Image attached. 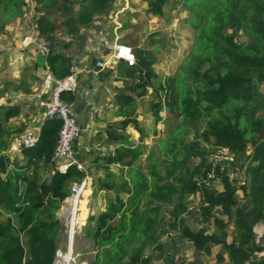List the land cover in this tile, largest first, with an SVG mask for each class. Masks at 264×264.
<instances>
[{
	"label": "trees",
	"instance_id": "16d2710c",
	"mask_svg": "<svg viewBox=\"0 0 264 264\" xmlns=\"http://www.w3.org/2000/svg\"><path fill=\"white\" fill-rule=\"evenodd\" d=\"M36 1L45 9L35 7L39 31L49 37L64 26L77 34L78 25L104 13L110 0H86V12L63 23L56 15L68 12L67 0ZM168 1L143 0L155 17L163 16ZM182 6L190 13L187 23L195 42L185 66L170 80L168 116L177 129L159 142L160 156L150 153L148 168H132L145 148H131L125 132L138 122L126 106L134 100L130 94L120 98L123 146L94 164L99 171L113 164L130 170L120 180L110 177L111 171L98 179L100 189L117 196L105 212L91 214L84 227L95 252L91 264H157L152 255L159 248L156 227L164 204L172 205L167 229L188 240L196 253L211 256L217 247L220 263L264 264V0H183ZM27 8L26 0H0V28L21 23ZM43 57L55 77L68 75L69 58L51 52ZM148 75L154 76L150 70ZM63 98L73 99L71 93ZM17 114V108L0 107V264H52L61 227L57 213L71 184L85 174L70 167L41 176V164H52L62 125L58 119L44 121L35 146L21 148L22 160L9 156L6 125ZM109 133L119 139L116 130ZM203 145L227 150L234 157L231 167L245 173L247 184L236 185L228 168L207 163ZM191 159L200 163L191 168ZM215 182L219 190L211 189ZM122 193L131 194V200L124 201ZM191 196L199 198L203 227L197 229L184 218Z\"/></svg>",
	"mask_w": 264,
	"mask_h": 264
},
{
	"label": "crops",
	"instance_id": "0c3cea01",
	"mask_svg": "<svg viewBox=\"0 0 264 264\" xmlns=\"http://www.w3.org/2000/svg\"><path fill=\"white\" fill-rule=\"evenodd\" d=\"M34 2L35 0H32V10L28 7V13L26 12L23 22L16 26L0 29V55L6 57L4 72L7 68V71L9 70V74L7 71V75L4 73L6 76H2L0 72V107L18 109V114L11 118L6 125L9 131L5 133V136L10 142L7 154L11 157H19L21 160V149L18 148L19 138L27 132L40 134L45 121L40 102L45 98L42 90V79L46 62L43 60V55L36 52L35 49H23L21 46V40L28 32V24L38 18L35 13ZM122 2L129 4L128 0ZM126 10V6H122L117 11H113V14H103L101 20L93 22L91 26H89L90 24L83 25L75 35L70 34L68 29L62 27L49 37L44 36L46 41L51 44L52 54L69 58L70 68L74 67L81 71L78 75L76 90L71 93L73 99L69 101L72 104L73 115L82 129L81 136L74 148L78 159L85 165L88 172L89 187L87 190L90 193L84 196V202L85 208L87 203L89 216L105 212L111 193H113L109 190H100L97 187V180L105 175L96 170L94 161L96 158H100L102 162L104 158L114 156L116 151L123 146L121 136H123L124 131L120 127V122L124 118L119 112L122 105L120 98L122 95H134V93L128 92V85H130V81L134 80L133 75L135 73L140 74H138L140 80H136V84L140 87L142 83L148 84V77L140 68L142 66V53L137 45L133 46L138 58L136 69L128 68L123 63H113L112 66L101 72H98L96 68V62L104 59L108 53L107 49L96 54L92 52L93 47L100 45L102 38L99 33L100 30L107 31L108 40L112 42L115 28L118 27V34L123 39V31L127 30L128 24L125 20L121 21L120 15ZM127 13H131V10L125 15ZM96 19L98 16L94 17V20ZM43 65L45 66L43 67ZM139 69L142 71L139 72ZM138 111L140 113V107ZM150 114L152 115V113ZM140 123L142 121L138 122V124ZM131 128L133 125L127 127L125 134H132ZM113 130L117 131L119 139H111L109 132ZM130 136L132 137L128 140L131 142L137 139L136 134ZM116 166L118 164H113L110 169L115 172ZM46 169L49 173L47 176L50 177L56 166L51 164ZM65 204L67 206L66 201Z\"/></svg>",
	"mask_w": 264,
	"mask_h": 264
},
{
	"label": "rangeland",
	"instance_id": "374dc122",
	"mask_svg": "<svg viewBox=\"0 0 264 264\" xmlns=\"http://www.w3.org/2000/svg\"><path fill=\"white\" fill-rule=\"evenodd\" d=\"M122 1L123 0H110L105 12L96 15L98 16V19H93L92 22L83 25L90 24L89 26H91L93 22L101 20V15L113 14V11L115 12L122 8V6H126L127 10L125 13L120 15L121 21L125 20V22L127 21L128 24V27H126L127 30L123 31L124 39H122V41L131 43L130 46L132 47L134 45L140 47L139 51L142 53V66L140 68L148 77V84L142 83L144 85L142 86L141 84L140 87L138 84H136V80H140V74L135 73L133 75L135 81H130V85H128L129 91L126 90L129 93L131 92V94L134 93L132 96L134 100L133 104L128 107L126 106L128 112L133 114L131 118L136 119L137 122L142 121V123H137L136 125H133V128H131L132 134L137 135V139L132 141L133 146H131V148H136L140 145L145 148L141 160L138 164L133 165L132 168H135L139 165L142 168H148L150 164V159H148L150 153L154 152L155 156H160L162 153L159 149V142L168 138L177 129L175 122L168 116V105L170 104V80L175 77L179 73V70L185 66V61L190 55L195 42V33L187 23L190 13L182 6L183 0H169L167 5L163 8L162 17H155L148 13L147 4L144 3L143 0H128L129 4L128 2L124 3ZM66 5L69 7L68 12L65 14L56 15V18L60 23L65 22L68 18L77 19L84 12H86L87 9L86 0H67ZM34 6L38 7V10L40 11L45 10L43 5L38 3L36 0L34 2ZM26 10L28 13V8ZM130 10L131 13H127V15H125L126 12H129ZM35 13L37 16H40L39 12ZM61 16L64 17L61 18ZM83 25L79 24L78 30ZM64 27L68 29L66 26ZM5 60L6 57L0 55V72L2 73V76L5 74L7 75V72L9 74V70L7 71L8 68L6 69L7 72H4V66L6 64ZM149 70L153 72L154 76L149 77ZM260 89L262 92H264V84L260 86ZM139 107L140 113L138 111ZM150 113H152V115ZM187 131H190V129L187 128ZM129 134L126 133L125 135L128 139L132 137L130 136L132 134ZM187 136L188 140H191L193 137L192 134ZM203 149L208 152L207 163L228 168L230 177L233 179V182L236 185L243 186L247 184L248 178L245 173L243 171L239 172V170H235L233 167H231L234 157L227 150H214L211 147L208 148L207 145H203ZM199 163L200 161L195 159H191L188 162L191 168L198 165ZM46 167V165L41 164L40 172L42 170L41 176L43 178H47V175H49V173L46 171ZM116 167L117 168L115 172H113L109 166L102 167L100 172H103V175L107 176L108 174L106 172L111 171L113 174L109 176L116 177L118 180H120L130 170L129 168L122 169L121 165ZM11 170H13L12 167ZM158 170L162 171V168L160 167ZM220 188L221 186L216 182L214 183V187H211L213 190H219ZM88 193H90L89 190L85 192V196ZM116 196L117 195L115 193H111L109 200L116 198ZM121 198L124 201L129 202L131 200V194L122 193ZM237 199L239 204L243 203L244 199L242 198V193L239 192ZM188 200L189 213L185 214L184 218L188 224L195 229L203 227L200 218L199 198L191 196L188 198ZM65 201L63 202L62 207L57 214L61 225L58 236V247L61 246L63 248H65L68 238L66 234V220L63 214V210L66 208ZM145 201V203L148 205L152 203L151 200L148 199ZM156 203H158V201ZM162 206L164 207V210L162 216L157 222L158 225L156 227L157 233L159 235V248L155 247L156 251L153 252L152 255L153 262L157 264H172L174 262L180 261H184L185 264H194V262H196V264H223L220 263L216 257L217 252L220 251L219 248H214L213 254L211 256L196 253L192 244L188 240L168 230L167 226L170 220V211L172 210V205L164 204ZM217 213L220 214V212ZM86 216L87 218L84 223L85 225L89 219V215L87 214ZM1 218L3 217L0 216V219ZM233 230L234 226L233 224H230L229 232L232 233ZM258 231L261 233L262 229L259 228ZM75 252L82 254L81 260L87 259L88 263H90L95 256L92 241L87 236L85 230L81 235V239L76 240Z\"/></svg>",
	"mask_w": 264,
	"mask_h": 264
},
{
	"label": "built area",
	"instance_id": "2783aa9c",
	"mask_svg": "<svg viewBox=\"0 0 264 264\" xmlns=\"http://www.w3.org/2000/svg\"><path fill=\"white\" fill-rule=\"evenodd\" d=\"M26 2L32 10V0H26ZM115 29L112 42L108 40L107 31L100 30L99 33L102 37L100 45L92 48V52L95 54L101 52L103 49L108 50L105 58L96 62L98 72L109 68L113 63H123L128 68L137 67L138 58L134 48L124 43L120 34H118L119 28ZM21 46L23 49L33 48L36 52L45 56L50 54L51 44L40 33L37 19L28 24V32L22 38ZM80 72L71 67L66 77L57 78L46 63L42 79V90L45 98L40 102V107L43 110L44 119H58L62 124L54 146L51 163L56 166L55 170L62 173H65L70 167H76L77 170L85 174L82 180L74 182L70 186V195L66 200L67 206L63 210L68 238L65 248L59 246L56 250L52 264H91V262L88 263L87 259L81 260L82 254L75 252L76 240L81 239V235L84 232V223L87 218L86 216L84 221L80 222L81 203L85 201L84 196L89 184L87 169L78 159L74 148L75 143L81 136L82 129L73 115L71 101L63 98L64 94L75 92ZM38 140L39 134L27 132L19 138L18 148L34 147Z\"/></svg>",
	"mask_w": 264,
	"mask_h": 264
},
{
	"label": "bare ground",
	"instance_id": "6f19581e",
	"mask_svg": "<svg viewBox=\"0 0 264 264\" xmlns=\"http://www.w3.org/2000/svg\"><path fill=\"white\" fill-rule=\"evenodd\" d=\"M81 204H82V206H81L82 212L80 214V222H83L85 217H86L87 209L84 207L85 206V202H82Z\"/></svg>",
	"mask_w": 264,
	"mask_h": 264
},
{
	"label": "clouds",
	"instance_id": "9594fccd",
	"mask_svg": "<svg viewBox=\"0 0 264 264\" xmlns=\"http://www.w3.org/2000/svg\"><path fill=\"white\" fill-rule=\"evenodd\" d=\"M66 200H67V199H66ZM61 207H62V206H61ZM85 226H86V225H85ZM85 226H84V227H85Z\"/></svg>",
	"mask_w": 264,
	"mask_h": 264
}]
</instances>
